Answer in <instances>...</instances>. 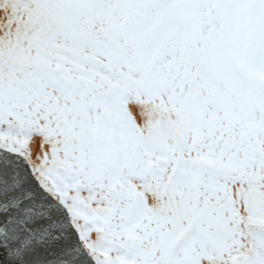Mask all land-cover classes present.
Listing matches in <instances>:
<instances>
[{
    "label": "snow or ice",
    "instance_id": "obj_1",
    "mask_svg": "<svg viewBox=\"0 0 264 264\" xmlns=\"http://www.w3.org/2000/svg\"><path fill=\"white\" fill-rule=\"evenodd\" d=\"M0 264H264V0H0Z\"/></svg>",
    "mask_w": 264,
    "mask_h": 264
}]
</instances>
